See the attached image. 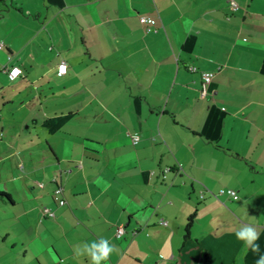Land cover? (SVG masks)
<instances>
[{
  "label": "crops",
  "instance_id": "obj_1",
  "mask_svg": "<svg viewBox=\"0 0 264 264\" xmlns=\"http://www.w3.org/2000/svg\"><path fill=\"white\" fill-rule=\"evenodd\" d=\"M40 1H0V264H90L76 250L100 238L102 264H255L264 0H108V21L104 0Z\"/></svg>",
  "mask_w": 264,
  "mask_h": 264
},
{
  "label": "clouds",
  "instance_id": "obj_2",
  "mask_svg": "<svg viewBox=\"0 0 264 264\" xmlns=\"http://www.w3.org/2000/svg\"><path fill=\"white\" fill-rule=\"evenodd\" d=\"M61 73L66 71V67L61 65ZM19 69L13 70V75H18ZM236 238L245 243V245L254 253H259L260 245L256 243L259 239V232L257 228L251 224L244 223L236 230ZM114 244H111L108 239L100 238L92 242H85L82 246L77 248V255H86L89 258L90 264H102L108 261L112 253L117 252ZM255 264H264V254L260 255Z\"/></svg>",
  "mask_w": 264,
  "mask_h": 264
},
{
  "label": "built area",
  "instance_id": "obj_3",
  "mask_svg": "<svg viewBox=\"0 0 264 264\" xmlns=\"http://www.w3.org/2000/svg\"><path fill=\"white\" fill-rule=\"evenodd\" d=\"M238 5L235 1H232L231 2V8L233 10L237 9ZM140 20L143 21V22H150L151 21V18L148 17V16H141L140 17ZM148 29H150V27H148ZM5 46V43L3 40L0 39V48H3ZM8 58V61L11 60L12 58V55L9 54L7 56ZM61 65H64L66 67V70H67V62L62 60L59 65H58V69H57V72L62 74L61 71H60V67ZM5 69L7 70V74H8V77L10 80H13L15 79L16 77L20 76L22 74V68L16 64H13L11 65L10 67L7 66V65H4ZM14 69H19V74L18 75H13V70ZM188 69L191 71V72H197L198 71V68L195 66V65H189L188 66ZM66 72V71H65ZM63 72V73H65ZM200 74H201V80H202V87L200 89V92L202 95L205 94V86L207 85V83H209L212 78L214 77L215 75V71L214 70H203V71H200ZM140 139V135L138 134H134L132 135V140L133 142H137L138 140ZM169 170V168H166L165 171ZM40 185H43V182L40 183ZM224 192H227L229 195L233 196L234 198H237L238 197V194H237V191L233 188H228V189H224L222 188L220 190V193H224ZM203 195V194H202ZM53 197H54V200L59 204V205H63L65 204L66 202V199L64 197V187L62 185V183L60 182H57L56 183V186L54 188V192H53ZM44 214L46 215H49V216H52V217H55L56 216V212L50 208V207H44ZM161 222L163 224H166L167 221L166 220H161ZM125 232V228L123 225H119L116 229V236L117 237H121Z\"/></svg>",
  "mask_w": 264,
  "mask_h": 264
},
{
  "label": "rangeland",
  "instance_id": "obj_4",
  "mask_svg": "<svg viewBox=\"0 0 264 264\" xmlns=\"http://www.w3.org/2000/svg\"><path fill=\"white\" fill-rule=\"evenodd\" d=\"M104 1H105V3L106 2L107 3L103 7H100V10H101L100 14L102 15L104 20L108 21V0H104ZM40 2L42 3V0ZM144 23L146 24V27L150 26V24H148L149 23L148 21H146ZM150 29H152V26H150Z\"/></svg>",
  "mask_w": 264,
  "mask_h": 264
},
{
  "label": "trees",
  "instance_id": "obj_5",
  "mask_svg": "<svg viewBox=\"0 0 264 264\" xmlns=\"http://www.w3.org/2000/svg\"><path fill=\"white\" fill-rule=\"evenodd\" d=\"M0 1H4V0H0ZM0 199L8 200L9 199V196H8L7 193L0 191Z\"/></svg>",
  "mask_w": 264,
  "mask_h": 264
}]
</instances>
